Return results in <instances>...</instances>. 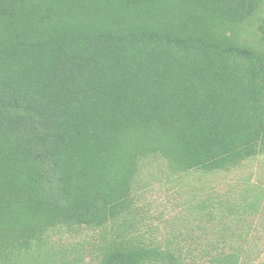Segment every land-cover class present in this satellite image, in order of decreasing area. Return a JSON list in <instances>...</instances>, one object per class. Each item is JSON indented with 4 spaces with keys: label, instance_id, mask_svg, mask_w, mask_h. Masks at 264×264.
<instances>
[{
    "label": "trees",
    "instance_id": "trees-1",
    "mask_svg": "<svg viewBox=\"0 0 264 264\" xmlns=\"http://www.w3.org/2000/svg\"><path fill=\"white\" fill-rule=\"evenodd\" d=\"M263 154L264 0H0V264H65L51 239L84 231L97 264H264L261 184L164 240L138 205L154 162Z\"/></svg>",
    "mask_w": 264,
    "mask_h": 264
},
{
    "label": "rangeland",
    "instance_id": "rangeland-1",
    "mask_svg": "<svg viewBox=\"0 0 264 264\" xmlns=\"http://www.w3.org/2000/svg\"><path fill=\"white\" fill-rule=\"evenodd\" d=\"M163 169L162 163L158 161L143 169L139 180L141 191L138 197L140 218L143 222L140 229L142 231L154 229V238L161 240L170 232L179 234L196 225L197 223L188 220L187 207L192 202L207 197L209 192L217 196L230 193L235 196L236 187L244 185L246 181L264 187V154L245 162L231 172L222 171L214 174L194 172L184 177L173 178L164 174ZM262 222L264 223V209ZM91 238L89 231L82 232L78 237L59 234L53 236L51 246L55 254L63 252L70 258L64 262L65 264H97L93 243L77 245L79 242H91ZM147 239L150 240V235Z\"/></svg>",
    "mask_w": 264,
    "mask_h": 264
}]
</instances>
